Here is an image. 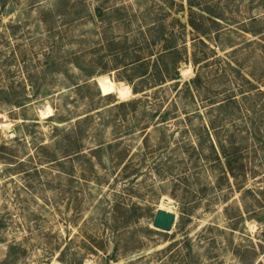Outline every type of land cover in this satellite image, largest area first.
<instances>
[{
	"label": "rangeland",
	"instance_id": "374dc122",
	"mask_svg": "<svg viewBox=\"0 0 264 264\" xmlns=\"http://www.w3.org/2000/svg\"><path fill=\"white\" fill-rule=\"evenodd\" d=\"M0 264H264V0H0Z\"/></svg>",
	"mask_w": 264,
	"mask_h": 264
},
{
	"label": "water",
	"instance_id": "95a60500",
	"mask_svg": "<svg viewBox=\"0 0 264 264\" xmlns=\"http://www.w3.org/2000/svg\"><path fill=\"white\" fill-rule=\"evenodd\" d=\"M175 218L176 214L174 212L159 208L154 214L152 227L160 231L169 232L173 226Z\"/></svg>",
	"mask_w": 264,
	"mask_h": 264
},
{
	"label": "bare ground",
	"instance_id": "6f19581e",
	"mask_svg": "<svg viewBox=\"0 0 264 264\" xmlns=\"http://www.w3.org/2000/svg\"><path fill=\"white\" fill-rule=\"evenodd\" d=\"M99 83V81H98ZM119 96L120 98H126L128 97L129 95H131V90H130V87H122L119 91ZM44 112V111H43ZM47 113V112H46Z\"/></svg>",
	"mask_w": 264,
	"mask_h": 264
}]
</instances>
